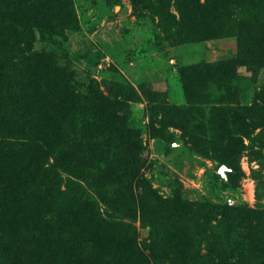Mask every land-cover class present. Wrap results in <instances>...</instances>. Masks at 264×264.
<instances>
[{
  "label": "rangeland",
  "instance_id": "374dc122",
  "mask_svg": "<svg viewBox=\"0 0 264 264\" xmlns=\"http://www.w3.org/2000/svg\"><path fill=\"white\" fill-rule=\"evenodd\" d=\"M1 153L101 218L0 264H264V0H0Z\"/></svg>",
  "mask_w": 264,
  "mask_h": 264
},
{
  "label": "trees",
  "instance_id": "16d2710c",
  "mask_svg": "<svg viewBox=\"0 0 264 264\" xmlns=\"http://www.w3.org/2000/svg\"><path fill=\"white\" fill-rule=\"evenodd\" d=\"M8 155L14 159L19 157V155L16 156V153L11 154V152H9ZM8 155L7 157H9ZM0 157L2 158V153ZM36 160L37 157L35 156V158H30L27 162H7L6 160L0 162V170L7 173L10 182L9 184L0 182V200L1 202H5V211H8V217L15 218L21 223L28 225L32 231H34L33 235H37L36 237L40 239L41 242L51 239L48 238V231L50 230L56 229L57 235L60 236V240L57 241L63 242V239L68 236L69 232L76 229L80 222L82 224L87 222L86 224L89 226L92 225V227L98 226L101 217L94 211L93 205L91 206L89 202L83 205H77L75 200H69L64 206V210L60 212L62 215L59 214L58 217H63L62 220L56 219L57 221H55L52 226H47L48 230L41 226L42 221L45 220L44 218L57 213L58 209H53V206L57 207V205L55 199L51 197L52 194L49 192V183L42 180V177L51 178L52 180L53 177L48 175L51 170L49 168L45 169L43 162ZM10 184L15 186L16 193L13 191ZM49 220L44 222L50 223ZM79 236L82 237L83 235ZM86 237L88 238V236H85V238ZM105 241L106 242L102 245L103 248H105L104 246L110 247V242H107L106 239ZM84 243H86V241H84ZM45 245L46 250L55 249L57 247H59V249L62 248L61 243H57L55 248L51 245ZM127 247L128 246H122V249H120L123 251V260H125L127 264H138L136 256L139 251L132 250L134 248L132 246ZM129 249L131 250L127 251ZM44 254H46V252H44L43 255ZM54 259H57V257H55V255L53 256L51 252L47 255L45 261H47V264H56V262H52Z\"/></svg>",
  "mask_w": 264,
  "mask_h": 264
},
{
  "label": "water",
  "instance_id": "95a60500",
  "mask_svg": "<svg viewBox=\"0 0 264 264\" xmlns=\"http://www.w3.org/2000/svg\"><path fill=\"white\" fill-rule=\"evenodd\" d=\"M225 170H226V168H225V167H222V168L220 169V171H219L220 174H221L224 178H226V177H225V173H224Z\"/></svg>",
  "mask_w": 264,
  "mask_h": 264
},
{
  "label": "built area",
  "instance_id": "2783aa9c",
  "mask_svg": "<svg viewBox=\"0 0 264 264\" xmlns=\"http://www.w3.org/2000/svg\"><path fill=\"white\" fill-rule=\"evenodd\" d=\"M228 203H229V205H233V202H232V200H229V202H228Z\"/></svg>",
  "mask_w": 264,
  "mask_h": 264
}]
</instances>
